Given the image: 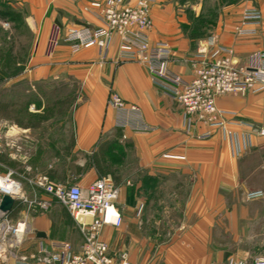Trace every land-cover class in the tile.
<instances>
[{
    "label": "crops",
    "instance_id": "0c3cea01",
    "mask_svg": "<svg viewBox=\"0 0 264 264\" xmlns=\"http://www.w3.org/2000/svg\"><path fill=\"white\" fill-rule=\"evenodd\" d=\"M91 1L5 3L18 9L32 35L28 77L37 81L71 79L79 84L71 117V152L89 158L76 164V169L87 171L67 182L86 187L105 178L119 188L115 207L122 223L119 227L105 226L101 232L109 251L126 253L130 264H227L229 259L250 263L263 255L264 137L258 131L264 129V92L218 96L215 107L221 112L217 119L222 124L210 125L187 115L175 99L155 86L143 64L119 60L118 36L112 37L104 58L96 48L72 52L62 41L48 55L53 26L59 28L62 38L74 26L101 25L95 10L87 11ZM248 8L259 10L262 19L256 27L249 26L255 28L253 35L238 37L234 27ZM221 12L210 36L193 41L183 32L185 20L176 16L172 0L153 1L148 40L150 44H168L171 73L190 80L191 62L204 44L208 58L219 47L230 49L242 62L251 53L264 52V0H237ZM210 37L215 41L208 45ZM111 93L135 105L138 113L109 107ZM125 120L127 126L122 125ZM95 153L96 162L92 158ZM114 154L123 156L120 162L109 159ZM5 160L10 159L2 154L0 161ZM47 175L59 182L55 172ZM161 192L170 200L183 202L176 225L164 227L151 221L153 216L145 205ZM252 192L261 195L248 199ZM59 207L69 231L74 229L81 243L75 224ZM56 224L41 212L28 215L29 245H23L20 254L28 255L40 247L55 251L64 242L71 245L73 253L78 252L80 243L74 245L71 234L63 239L55 235ZM35 231L45 237H36Z\"/></svg>",
    "mask_w": 264,
    "mask_h": 264
},
{
    "label": "built area",
    "instance_id": "2783aa9c",
    "mask_svg": "<svg viewBox=\"0 0 264 264\" xmlns=\"http://www.w3.org/2000/svg\"><path fill=\"white\" fill-rule=\"evenodd\" d=\"M154 0H92L87 11L95 10L101 25L98 27L74 26L61 38L58 27L53 26L47 45V54L52 55L60 41L66 43L72 52L96 48L101 58L113 36L119 37V60L143 64L153 84L175 99L187 115L196 116L199 121L210 125H221L217 117L221 114L215 107V99L231 93L241 96L249 92H264V52L248 55L240 61L230 49L219 47L211 58L206 57V44L198 50L191 62L193 77L186 81L168 70L171 50L167 43L150 44L148 32L153 24L150 7ZM262 14L255 8L243 10L240 23L234 27L238 37L255 33ZM8 25L7 23L5 24ZM61 39V40H60ZM215 37L209 38L213 44ZM221 53L220 56H217ZM108 106L128 113H138L135 105L126 103L116 93H111ZM123 119H126L125 117ZM127 126L126 120L122 124ZM264 137V129L258 131ZM27 139V138H26ZM5 154L15 161L21 169L9 167L0 161V202L3 196L14 200L9 213L0 211V259L4 264H130L124 252L111 253L101 238L103 227H119L122 223L120 213L115 207L119 188L105 178H99L86 187L72 182H54L47 174H34L29 177L25 138L0 135V156ZM45 194L48 199L27 200L23 186ZM260 192L247 194L248 199L260 196ZM61 206L75 224L81 243L78 252L73 253L69 243L59 244L55 251L40 247L28 255L11 254L6 257L5 242L14 239L18 247L20 239L28 231L24 216L15 224H9V215L21 204H27L31 212L46 210L50 203ZM227 264H264V254L256 256L248 263L229 259Z\"/></svg>",
    "mask_w": 264,
    "mask_h": 264
},
{
    "label": "rangeland",
    "instance_id": "374dc122",
    "mask_svg": "<svg viewBox=\"0 0 264 264\" xmlns=\"http://www.w3.org/2000/svg\"><path fill=\"white\" fill-rule=\"evenodd\" d=\"M0 2L6 4L5 2L8 3L10 0H0ZM172 2L175 4L176 16L185 20L186 34H198L197 37L191 39L193 41L210 36L222 13V8L227 6L226 0H172ZM209 23H212V26L206 25ZM2 49L4 52L11 50L10 54L18 60V65L15 66L18 69L21 68V71L15 76L0 78V103L8 106L6 113H0V135L28 136V139H25V149L28 158L27 165L30 167L29 177L53 171L61 183L70 181L72 177L79 178L87 171V168L76 169V164L89 158L87 154L71 152L73 145L71 117L79 98V84L71 79L37 81V79L28 77L26 71L32 67L29 65V57L33 45L32 35L23 21L21 23L10 20L0 21V50ZM10 72L12 71H6L7 74ZM18 112L22 113V116H19ZM26 114L31 116H26ZM36 116H39L42 121L35 129L21 128L13 122L18 119L23 122L30 120L33 123L37 121ZM122 157L121 154H114L109 159L120 162ZM12 162L16 164L13 168L21 169L19 164ZM49 165L53 167L49 168ZM23 190L27 200L48 199L45 194L32 190L28 185H24ZM153 196L154 200L145 205L153 216L151 221L164 227L176 225L180 220L183 202L170 200L169 195L163 192ZM36 212L50 215L51 219L56 221L57 224L53 231L57 237L63 239L65 234H71L73 237L71 242L74 245L80 243L76 231L74 229L72 233L69 231L62 210L54 202H51L46 210L37 209L35 212L28 210L27 204H21L13 211L9 224H15L22 217L27 218L28 215ZM27 234L22 235L18 247L13 245V238L9 237V240L5 242L7 260L11 254H20L23 245H29ZM0 264H4L2 259H0Z\"/></svg>",
    "mask_w": 264,
    "mask_h": 264
},
{
    "label": "trees",
    "instance_id": "16d2710c",
    "mask_svg": "<svg viewBox=\"0 0 264 264\" xmlns=\"http://www.w3.org/2000/svg\"><path fill=\"white\" fill-rule=\"evenodd\" d=\"M237 0H226V5H230V4H233L235 3ZM0 20L1 21H7V20H10L12 22H19L21 23L22 22V16H21V13L18 11V10H15L14 8L10 7L9 5L7 4H4V3H0ZM207 26H212V23H209V24H206ZM186 25H182V30L183 32H185V29H186ZM186 33V32H185ZM187 35V34H186ZM198 34H189L187 35L190 39H193L195 37H197ZM11 53V50H8L6 52H4V50H0V78L1 79H4L6 77H9V76H15L16 74L19 73V71H21V68L18 69L15 65H18L17 63V59L16 57L12 56ZM7 70H11L12 72H10V74H7L6 71ZM54 105V104H52ZM55 105H57L55 103ZM53 107V106H52ZM8 108V106L0 103V113H6L5 110ZM14 112V110H13ZM16 114V112H14ZM19 113V112H18ZM44 114V113H43ZM19 116H22V113H19L18 114ZM26 116H31V115H28L26 114ZM37 117V121L33 122L28 120L27 122H23V120H14L13 122L21 127V128H29V129H35L36 127L38 128L41 121L40 120V117L39 116H36ZM99 149H100V146H99ZM97 155L98 154H93L92 158L93 160L96 162L97 160ZM102 156V155H101ZM3 163H5L7 166L9 167H13L15 166V163L12 162V161H8V160H5ZM98 166V165H97Z\"/></svg>",
    "mask_w": 264,
    "mask_h": 264
},
{
    "label": "water",
    "instance_id": "95a60500",
    "mask_svg": "<svg viewBox=\"0 0 264 264\" xmlns=\"http://www.w3.org/2000/svg\"><path fill=\"white\" fill-rule=\"evenodd\" d=\"M14 205V200L9 196H3L0 202V211L4 214L9 213ZM36 237L44 238L45 234L41 232H34Z\"/></svg>",
    "mask_w": 264,
    "mask_h": 264
}]
</instances>
